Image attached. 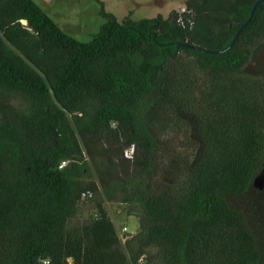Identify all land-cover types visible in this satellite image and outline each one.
<instances>
[{
    "label": "trees",
    "instance_id": "1",
    "mask_svg": "<svg viewBox=\"0 0 264 264\" xmlns=\"http://www.w3.org/2000/svg\"><path fill=\"white\" fill-rule=\"evenodd\" d=\"M92 1L106 22L81 43L0 0V264H264V1L218 54L177 44L223 50L257 0H185L191 29Z\"/></svg>",
    "mask_w": 264,
    "mask_h": 264
},
{
    "label": "rangeland",
    "instance_id": "2",
    "mask_svg": "<svg viewBox=\"0 0 264 264\" xmlns=\"http://www.w3.org/2000/svg\"><path fill=\"white\" fill-rule=\"evenodd\" d=\"M38 6L58 27L68 36L81 43H88L96 35L106 20L98 14V4L92 0H35ZM104 9L112 14L118 22L130 14L133 21L154 18L157 15L167 16L184 5L185 0H102ZM260 44H264V39ZM264 49L256 51L248 64L250 70H260L264 75ZM264 177L263 172L260 176ZM104 208L114 224L118 236L120 228L125 226L129 236L139 230L137 218L127 216L126 206L116 203H105ZM94 205L89 201H82L78 212V219L91 218ZM126 235V236H127Z\"/></svg>",
    "mask_w": 264,
    "mask_h": 264
},
{
    "label": "built area",
    "instance_id": "3",
    "mask_svg": "<svg viewBox=\"0 0 264 264\" xmlns=\"http://www.w3.org/2000/svg\"><path fill=\"white\" fill-rule=\"evenodd\" d=\"M173 19H174V22L183 29H191L194 26L192 13L191 11L187 10L185 6H181L180 8L174 11ZM132 153H133V149L132 147H130L124 150L123 155L127 159H132ZM66 164H67V161H61L59 165L57 166V169L58 170L63 169ZM90 196H91L90 193L86 194V197L89 198ZM119 233H120L119 239L123 242L126 239V235L128 234L127 228L125 226H122L120 228ZM137 264H151V263H148L146 258L141 257L138 260Z\"/></svg>",
    "mask_w": 264,
    "mask_h": 264
},
{
    "label": "water",
    "instance_id": "4",
    "mask_svg": "<svg viewBox=\"0 0 264 264\" xmlns=\"http://www.w3.org/2000/svg\"><path fill=\"white\" fill-rule=\"evenodd\" d=\"M262 1H264V0H257L253 5H252V7H251V9H250V13H249V16H248V18L246 19V21L237 29V31H236V33H235V35H234V37H233V39H232V41L229 43V45L227 46V47H225L223 50H221V51H218V52H210V51H206V50H203V49H199V48H196V47H193V46H188V45H185V44H180V43H178L177 45L178 46H180V45H182V46H187V47H189L190 49H192V50H195V51H198V52H202V53H206V54H218V53H222V52H225V51H227L235 42H236V40H237V38H238V36H239V34H240V32H241V30L251 21V19H252V17H253V15H254V12H255V9H256V6L260 3V2H262ZM23 24H25V22H23Z\"/></svg>",
    "mask_w": 264,
    "mask_h": 264
},
{
    "label": "crops",
    "instance_id": "5",
    "mask_svg": "<svg viewBox=\"0 0 264 264\" xmlns=\"http://www.w3.org/2000/svg\"><path fill=\"white\" fill-rule=\"evenodd\" d=\"M35 1V0H34ZM36 2V1H35ZM36 4H37V2H36ZM184 6V5H183ZM174 10H176V9H174ZM162 16V15H161ZM164 17V16H163ZM167 16H165L164 18H166Z\"/></svg>",
    "mask_w": 264,
    "mask_h": 264
}]
</instances>
